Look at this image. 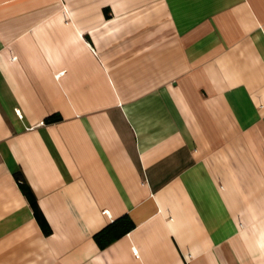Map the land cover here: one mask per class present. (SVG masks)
Here are the masks:
<instances>
[{
    "label": "crops",
    "instance_id": "obj_1",
    "mask_svg": "<svg viewBox=\"0 0 264 264\" xmlns=\"http://www.w3.org/2000/svg\"><path fill=\"white\" fill-rule=\"evenodd\" d=\"M0 264H264V0H0Z\"/></svg>",
    "mask_w": 264,
    "mask_h": 264
},
{
    "label": "trees",
    "instance_id": "obj_2",
    "mask_svg": "<svg viewBox=\"0 0 264 264\" xmlns=\"http://www.w3.org/2000/svg\"><path fill=\"white\" fill-rule=\"evenodd\" d=\"M55 117H50L48 121H52ZM19 182L21 183V187L23 191L30 196V190L26 183L18 177ZM40 224L46 230V223L42 215H38ZM132 226L131 221L128 218H124L123 220L115 222L114 220L110 222L106 227H104L100 232L96 233L95 238L99 242L100 246H105L108 242L117 238L124 232L130 229Z\"/></svg>",
    "mask_w": 264,
    "mask_h": 264
},
{
    "label": "built area",
    "instance_id": "obj_3",
    "mask_svg": "<svg viewBox=\"0 0 264 264\" xmlns=\"http://www.w3.org/2000/svg\"><path fill=\"white\" fill-rule=\"evenodd\" d=\"M59 74V73H58Z\"/></svg>",
    "mask_w": 264,
    "mask_h": 264
}]
</instances>
